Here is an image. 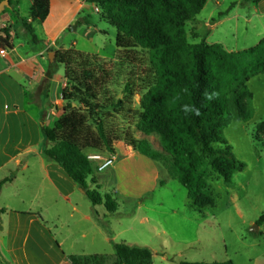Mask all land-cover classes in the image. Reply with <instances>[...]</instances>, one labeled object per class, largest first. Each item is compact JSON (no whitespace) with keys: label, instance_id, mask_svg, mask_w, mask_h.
Returning <instances> with one entry per match:
<instances>
[{"label":"trees","instance_id":"trees-1","mask_svg":"<svg viewBox=\"0 0 264 264\" xmlns=\"http://www.w3.org/2000/svg\"><path fill=\"white\" fill-rule=\"evenodd\" d=\"M207 1L85 0L97 7L102 19L117 30L115 68L86 54L79 56L77 67H70L63 53L56 52L51 76L64 66L63 110L51 124L42 125V156L47 163L61 166L78 188L88 191L86 197L93 209L104 206L110 214H117L120 209L117 194H101L96 178L97 164L88 158L91 153L115 155V145L120 141L161 164L168 177L178 180L188 191L193 205H197L202 192L210 191L208 180L212 176L217 175L230 184L235 173L246 168L222 135L223 120L231 106H239L249 81L264 75V38L243 52H228L222 45H210L206 41L188 44L185 24L202 12ZM244 1L258 5L261 0ZM9 3L10 8L16 9L17 21L30 35L32 44L40 45L42 40L34 24H41L49 16L50 0H33L28 19L21 18L18 0H9ZM230 9L219 17L226 16ZM89 18H80L78 26L89 24ZM12 39L11 29H2L0 51H12ZM145 51L152 58L150 66L142 55ZM127 68L131 71L126 70V74ZM122 73L126 74L124 93L130 99L137 93L141 96L142 115L136 129L145 136H159L162 153L129 131L120 134L111 124L112 113L129 112L125 108L127 104L122 100L117 102L110 90L112 81ZM206 94L215 95L208 99ZM14 175L4 182H10ZM165 185L166 180L160 179L159 186ZM144 202V198L135 200L126 217H133L137 206ZM94 216L112 238L113 233L96 211ZM256 224L259 227L264 224V215ZM113 246V264H153L154 255L149 248L124 242ZM69 261L71 264H108L105 255L72 256ZM178 264L235 263L182 261Z\"/></svg>","mask_w":264,"mask_h":264},{"label":"rangeland","instance_id":"rangeland-1","mask_svg":"<svg viewBox=\"0 0 264 264\" xmlns=\"http://www.w3.org/2000/svg\"><path fill=\"white\" fill-rule=\"evenodd\" d=\"M19 2L21 18L28 19L30 0ZM254 7L256 5L252 2L246 3L244 0H208L202 12L185 24L187 43L195 45L206 41L210 45L220 44L228 52H243L257 46L264 37V21L255 17ZM95 8L90 7L88 14L77 19L78 21L90 16L89 24L78 26L76 21L72 26L77 29L72 30L70 27L60 37L56 46L48 48L43 44L45 41H42L41 45H35V48L43 47L46 62L50 61V53L60 47L70 67H77L79 56L86 54L115 68L117 30L104 21L100 10L96 13ZM229 9L227 16L219 17ZM18 17L16 9L12 8H6L0 16V31L6 27L10 28L17 37L16 45L31 41L30 35L17 21ZM248 19H251L250 23ZM214 20L219 25L211 30L215 24ZM34 28L39 37L44 36L41 25L35 23ZM142 55L148 63L147 66H150V54L145 51ZM55 61L56 58L53 63ZM53 68L49 71L50 74ZM64 69L62 66L58 70L63 72ZM126 70L131 71L127 68L125 73ZM114 71L117 72L116 69ZM126 74L122 73L121 77L113 80L110 90L115 93L117 102L122 100L127 104L125 108L129 112L126 114L120 111L118 115L112 113L110 122L120 134L129 131L136 139L147 140L154 150L162 153L159 136H145L136 129V123L142 115L141 96L137 93L130 99L129 95L124 93ZM130 102L132 105H129ZM223 125L224 139L231 146L236 159L245 163L246 168L235 173L230 184L217 175L212 176L208 180L210 191L202 192L197 205H193L188 191L180 182L170 179L161 164L154 162L159 171L156 200L153 202V193L143 196L145 202L149 203L141 208L137 219L125 216V212H131L132 203L126 205L119 200L120 209L117 214L108 213L104 206L99 207L100 213L105 214V217H100L102 222L107 224V229L113 233V237L116 232L114 243L124 242L151 249L154 255L153 264H178L182 261L264 264V224L261 227L256 224L264 215V75L249 81L239 106H231L224 117ZM123 148L131 147L123 141L116 143L115 149L119 154H123ZM116 155L117 153L102 154L106 158H113L114 164ZM96 178L102 195H114L115 175L110 169L102 173L97 171ZM160 179L166 180L164 187L159 186ZM78 196L81 200L80 209L90 211L92 205L87 197ZM144 217L148 218V222H142ZM119 221L121 225L118 224ZM256 227L259 228L258 231ZM75 240L79 241L77 237ZM80 244L79 246L83 245L81 241ZM113 247L108 243L101 252L107 257L108 264L115 261Z\"/></svg>","mask_w":264,"mask_h":264},{"label":"crops","instance_id":"crops-1","mask_svg":"<svg viewBox=\"0 0 264 264\" xmlns=\"http://www.w3.org/2000/svg\"><path fill=\"white\" fill-rule=\"evenodd\" d=\"M90 7L94 8L85 0H50L49 16L39 24L43 44L56 46ZM29 14L30 9L28 18ZM254 15L264 21V0L254 7ZM12 36L14 49L0 51V211L6 210L0 213V264H71L72 256L103 255L105 245L113 247L116 240V232L112 239L107 237L94 216L96 211L99 218L105 217L104 212L100 213V206L81 210L80 188L61 166L47 163L42 156V125L62 115L65 69L51 76L54 61H45L43 47L35 48L31 41L16 45L17 37ZM54 52L63 53V49ZM123 149V154L116 150L110 168L115 175L114 194L133 205L153 193L154 202L159 179L156 164L131 148ZM147 203L139 204L131 218L137 219Z\"/></svg>","mask_w":264,"mask_h":264},{"label":"built area","instance_id":"built-area-1","mask_svg":"<svg viewBox=\"0 0 264 264\" xmlns=\"http://www.w3.org/2000/svg\"><path fill=\"white\" fill-rule=\"evenodd\" d=\"M95 12L98 13L99 9L96 7L95 8ZM3 53V51H2ZM89 160H91L92 162H95L97 164V171L102 173L110 168H112L114 166V159L109 157L106 158L104 156H102V154H91L89 157Z\"/></svg>","mask_w":264,"mask_h":264},{"label":"water","instance_id":"water-1","mask_svg":"<svg viewBox=\"0 0 264 264\" xmlns=\"http://www.w3.org/2000/svg\"><path fill=\"white\" fill-rule=\"evenodd\" d=\"M6 8H10L9 0H5V1H3V2L0 4V16L5 12ZM71 29H72V30H75V29H77V27H73V26H71ZM55 58H56V53H55V52L50 53V55H49V60H50V62H53ZM79 190H80V192H81L82 194H84V195H87V193H88V191L85 190V189L80 188ZM258 229H259V228L256 227V230H257V231H258Z\"/></svg>","mask_w":264,"mask_h":264},{"label":"clouds","instance_id":"clouds-1","mask_svg":"<svg viewBox=\"0 0 264 264\" xmlns=\"http://www.w3.org/2000/svg\"><path fill=\"white\" fill-rule=\"evenodd\" d=\"M206 95H207V98L208 99H212L213 98V95H215V94H211V95L206 94ZM197 114H198V112H197Z\"/></svg>","mask_w":264,"mask_h":264}]
</instances>
